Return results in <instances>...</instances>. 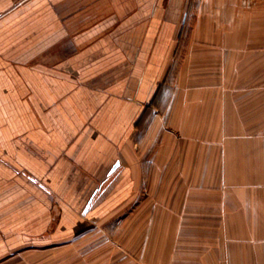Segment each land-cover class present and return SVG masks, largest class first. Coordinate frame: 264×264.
<instances>
[{
  "label": "crops",
  "instance_id": "1",
  "mask_svg": "<svg viewBox=\"0 0 264 264\" xmlns=\"http://www.w3.org/2000/svg\"><path fill=\"white\" fill-rule=\"evenodd\" d=\"M262 23L264 0H0V264L33 247L50 264H264V102L240 84ZM208 140L249 142L255 179L217 187L215 263L208 215L138 212Z\"/></svg>",
  "mask_w": 264,
  "mask_h": 264
},
{
  "label": "rangeland",
  "instance_id": "2",
  "mask_svg": "<svg viewBox=\"0 0 264 264\" xmlns=\"http://www.w3.org/2000/svg\"><path fill=\"white\" fill-rule=\"evenodd\" d=\"M264 24L262 23L259 27L252 30L251 36L256 38H264ZM180 36V30L178 36ZM256 50H264L263 46H255ZM178 53L182 54L181 48ZM264 56L257 57L255 70L247 68V76L241 80L240 84L248 85L250 88H255V93L249 96L255 98V105L262 104L264 102ZM192 64H197L193 62ZM247 65V64H246ZM194 71V68H193ZM249 75V76H248ZM244 82V83H243ZM251 126L244 125L243 130L252 129ZM234 129V128H233ZM254 129H259L258 133L264 130V126H256ZM206 130V134L209 138L214 135L216 129L214 126L203 127ZM200 127H195L194 134H203L204 131ZM225 135L226 132L229 134L232 131V127H224ZM229 137V136H228ZM223 147H220V143L208 140L206 142H197L196 152L198 153L197 159L195 160L198 164L192 168V174L189 177H185L184 174L179 173L175 175L160 174V185H143L142 201L143 205L140 206L138 212L144 214H169V213H180V214H204L208 215V231H207V244L209 251L211 250L214 255L213 262L215 263V241H216V216L222 214L221 210V197H219L220 190H217L219 185H251L255 179L246 172L247 170V156L240 157L239 151L247 154L249 142H229L223 143ZM220 150V152H219ZM204 155L202 158V166L200 163V152ZM228 157V158H227ZM227 160L230 163V168H227ZM197 165V167H196ZM228 169V171H227ZM243 170V172H241ZM262 175H260L261 177ZM146 184V183H145ZM203 185H208L207 189L202 188ZM167 220V219H166ZM146 225L150 222L145 223ZM183 225H189L190 221L182 222ZM192 224H200V222H192ZM191 224V225H192ZM99 225V226H98ZM96 227L93 224L88 226V229H103V226L98 224ZM93 240V239H91ZM101 239H97L100 241ZM84 244L88 243V239L85 240ZM91 242L90 244H92ZM31 251H25L22 253L15 254L16 264H50L56 262L61 258V254L56 253L53 248H32ZM222 260L217 258V261L229 264L232 256L227 254L220 255Z\"/></svg>",
  "mask_w": 264,
  "mask_h": 264
}]
</instances>
